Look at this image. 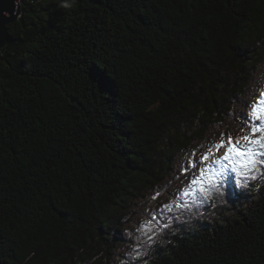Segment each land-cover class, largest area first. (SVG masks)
<instances>
[{
	"label": "trees",
	"instance_id": "1",
	"mask_svg": "<svg viewBox=\"0 0 264 264\" xmlns=\"http://www.w3.org/2000/svg\"><path fill=\"white\" fill-rule=\"evenodd\" d=\"M20 10L0 50V264H264V155L247 188L215 165L210 201L182 197L192 167L174 186L183 159L205 169L206 150L258 126L264 0Z\"/></svg>",
	"mask_w": 264,
	"mask_h": 264
},
{
	"label": "snow or ice",
	"instance_id": "2",
	"mask_svg": "<svg viewBox=\"0 0 264 264\" xmlns=\"http://www.w3.org/2000/svg\"><path fill=\"white\" fill-rule=\"evenodd\" d=\"M260 97L259 103L253 104L250 112L251 119L257 121L258 126H252L247 135H243L237 140H233L232 137H228L227 142L221 140L213 145V148L217 150L225 148L226 146L223 156L215 159L213 163L219 165L222 160L229 161L232 165V172L235 173L237 177L236 185L242 188H247L250 181L257 180V173L259 172L258 165L261 163V161L257 159V156L264 155V153L257 152L258 149H264V91L260 93ZM241 141L245 144V147L243 148L239 146ZM211 156L212 151L211 149H208L202 156L199 157V160L201 162H207L210 160ZM188 167H192L193 171L198 170V175L190 181L194 191L186 188L182 192V197H191L192 203L196 204L202 202L198 197H202L204 202L210 201L212 199V189L219 191V189L216 188V177L222 175L224 169L221 167L217 171H213L211 168L205 170L200 167L195 157H193L190 162L185 163V172ZM153 198L158 199L159 196L157 195ZM172 207L187 208L188 205L185 203L178 205L165 204L163 209L170 212ZM154 222V218L149 219V223ZM145 234L147 235L149 241L155 239L157 235L155 230L150 228Z\"/></svg>",
	"mask_w": 264,
	"mask_h": 264
},
{
	"label": "rangeland",
	"instance_id": "3",
	"mask_svg": "<svg viewBox=\"0 0 264 264\" xmlns=\"http://www.w3.org/2000/svg\"><path fill=\"white\" fill-rule=\"evenodd\" d=\"M18 1H19V2H18ZM18 1H17V4H18L19 6H21L22 0H18ZM260 88H261V87H260ZM262 91H264V90H261V91L257 92L258 94H256V95H255L256 97L253 98V100H252V102H251V104H250V107H249V109L247 110V115H248V116H250V112H251L252 105H253V104H258V103H259V99L261 98V97H260V93H261ZM215 131H218V130H215ZM220 131H222V130H220ZM241 132H242L241 130H237V133H241ZM223 134H225L224 131H223L220 135L217 133L216 135L213 136V138L209 139V141H214L215 139L221 137ZM227 139H228V138H225L224 141L227 142ZM237 139H239V138H237ZM237 139H233V140H237ZM194 146H195V149H196V153H195V155L198 157V155L204 150V148H205V146H206V143H205V142H200L199 144L194 145ZM239 146H240L241 148L245 147L244 142L241 141ZM225 150H226V146H225V148H222V149H219V150H217V149L214 148V149L212 150V156H211L210 160L207 161V162H203V164L205 165V169H206V170H207V168L215 169V165H216V164H214L213 161H214L215 159H217L218 157H222V156H223V153H224ZM183 161H184V162L181 163V166H182L183 169H184V165H185V163H186V160L183 159ZM222 161H223V160H222ZM223 162H228L229 164H231L229 161H223ZM206 165H207V167H206ZM184 174H185V177H184L183 179H181V181H180L179 183H177V184L174 185L175 188L178 189V191L183 187V185H184V183H185V181H186V178L189 176V174H188V170H186V172H185ZM168 187H172V185L170 184V185H168ZM177 197H178V195H177ZM171 200H173V199L171 198V196H168L166 202H170Z\"/></svg>",
	"mask_w": 264,
	"mask_h": 264
},
{
	"label": "water",
	"instance_id": "4",
	"mask_svg": "<svg viewBox=\"0 0 264 264\" xmlns=\"http://www.w3.org/2000/svg\"><path fill=\"white\" fill-rule=\"evenodd\" d=\"M20 6L16 0H0V50L10 40L8 25L14 24L20 18Z\"/></svg>",
	"mask_w": 264,
	"mask_h": 264
},
{
	"label": "bare ground",
	"instance_id": "5",
	"mask_svg": "<svg viewBox=\"0 0 264 264\" xmlns=\"http://www.w3.org/2000/svg\"><path fill=\"white\" fill-rule=\"evenodd\" d=\"M259 191V190H258ZM62 192V191H61ZM218 197V196H217Z\"/></svg>",
	"mask_w": 264,
	"mask_h": 264
},
{
	"label": "built area",
	"instance_id": "6",
	"mask_svg": "<svg viewBox=\"0 0 264 264\" xmlns=\"http://www.w3.org/2000/svg\"><path fill=\"white\" fill-rule=\"evenodd\" d=\"M16 1H18V0H16ZM19 2V1H18Z\"/></svg>",
	"mask_w": 264,
	"mask_h": 264
}]
</instances>
